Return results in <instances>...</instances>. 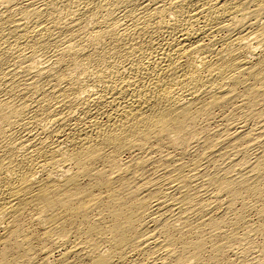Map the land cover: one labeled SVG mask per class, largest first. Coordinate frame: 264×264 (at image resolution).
<instances>
[{"label": "bare ground", "instance_id": "1", "mask_svg": "<svg viewBox=\"0 0 264 264\" xmlns=\"http://www.w3.org/2000/svg\"><path fill=\"white\" fill-rule=\"evenodd\" d=\"M0 264H264V0H0Z\"/></svg>", "mask_w": 264, "mask_h": 264}]
</instances>
